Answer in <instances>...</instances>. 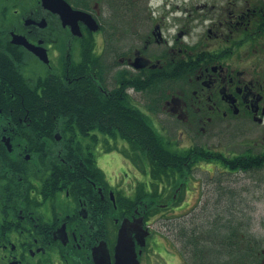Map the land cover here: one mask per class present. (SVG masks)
Returning <instances> with one entry per match:
<instances>
[{"label":"flooded vegetation","instance_id":"1","mask_svg":"<svg viewBox=\"0 0 264 264\" xmlns=\"http://www.w3.org/2000/svg\"><path fill=\"white\" fill-rule=\"evenodd\" d=\"M64 1L99 28L78 21L77 34L42 0H0V264H114L125 218H142L148 230L142 246L131 233L138 264H147L146 249L157 248L147 244L151 217L129 203L138 185L104 173L99 149L109 136L63 122L61 113L80 112L72 100L68 112L59 101L107 102L116 92L150 122L167 112L190 140L180 148L169 139L172 149L240 122L264 137V0ZM99 1L118 4L117 23L99 22ZM50 86L56 91H45ZM36 98H54V107L35 108ZM136 169L152 191L149 171Z\"/></svg>","mask_w":264,"mask_h":264},{"label":"trees","instance_id":"2","mask_svg":"<svg viewBox=\"0 0 264 264\" xmlns=\"http://www.w3.org/2000/svg\"><path fill=\"white\" fill-rule=\"evenodd\" d=\"M45 91L55 92L56 88L50 86ZM114 93L107 102L100 97L85 101V95L79 99L69 97L70 101H64V97H61L59 102L62 110L70 111L72 100L80 112L77 115L61 113V119L66 124L75 121L79 133L83 135H88V130H97L111 138L120 137L126 141L128 147L121 153L137 168L142 171L147 169L151 178L152 191L140 183L135 200L129 201L132 206L141 203L145 217L154 216L159 209L169 208L168 202H176L178 191H174V188L179 184L176 181L186 179L184 175H189L192 165L198 161L215 160L230 172H249L264 167V150L248 149L224 155L196 145L184 150L172 149L169 139L155 131L146 115L132 111ZM54 102V98H36L32 99V106L53 108ZM91 137L94 140L97 138L96 134ZM93 170L99 171L95 168ZM177 174L180 179L176 178ZM164 183L171 185L173 190L168 202L160 206L159 201L166 194L160 192L158 187ZM231 211L227 210V215L223 216L218 212L217 217L212 221L206 220L205 225L187 224V227L179 230L177 240L182 245L180 253L187 264H260L264 258V237L255 236L247 230L242 232L240 220H236Z\"/></svg>","mask_w":264,"mask_h":264},{"label":"rangeland","instance_id":"3","mask_svg":"<svg viewBox=\"0 0 264 264\" xmlns=\"http://www.w3.org/2000/svg\"><path fill=\"white\" fill-rule=\"evenodd\" d=\"M117 5L116 3L112 4L113 12L109 3L99 1V22L105 25L117 23ZM142 99L144 98L141 96L140 100ZM151 117L154 120V122L151 121V124L158 134L175 141L176 146L180 148L188 145L189 137L185 133L182 135L175 130L181 124L177 123L173 117L171 118L169 113L157 111ZM262 135V133L259 134L257 126H252L249 123L245 125L240 122L234 128H221L217 135L194 133L192 140L195 145H203L210 151L226 155L237 154L248 149L257 151V145L259 146L261 141H264ZM109 147L112 150H108ZM125 148H127V144L121 139L107 137L105 147L99 149L101 150L100 154L103 155L102 170L107 176L124 181L126 187L134 188L137 186V181L146 183L148 178L143 174L139 175L137 167L128 164L125 158L121 157L120 150ZM189 175V179L183 180L186 184H183L182 190L177 192L176 202H168L173 189L166 192L159 204L162 206L168 202L169 208L159 209L148 222L152 232L147 239V244L153 242V247L157 249H146V254L149 255L147 264H165L164 257H162L165 255L172 257L174 264H186L180 253L182 245L177 240L179 230L187 227V224L205 225L204 222L215 219L218 212L221 216L227 215L229 209L233 210L231 211L232 216L236 220H240L242 232L247 230L255 236L264 237V167L249 172H230L220 164L216 166L213 162L205 161L203 163L201 161L198 166H194ZM145 189H147V185ZM130 191L133 193V189Z\"/></svg>","mask_w":264,"mask_h":264},{"label":"water","instance_id":"4","mask_svg":"<svg viewBox=\"0 0 264 264\" xmlns=\"http://www.w3.org/2000/svg\"><path fill=\"white\" fill-rule=\"evenodd\" d=\"M45 7L60 14L63 24H69L73 32L80 34V29L77 24L82 21L86 26L96 31L99 26L92 15L86 11L72 9L71 6L64 0H42ZM29 48L32 45L26 44ZM135 231L138 243L144 245L145 236L148 230L142 227V218H134L129 220L123 219L117 234V240L114 251V264H138L137 253L134 250V241L131 233Z\"/></svg>","mask_w":264,"mask_h":264},{"label":"crops","instance_id":"5","mask_svg":"<svg viewBox=\"0 0 264 264\" xmlns=\"http://www.w3.org/2000/svg\"><path fill=\"white\" fill-rule=\"evenodd\" d=\"M121 155V154H120ZM121 157H123L122 155H121ZM124 158V157H123ZM124 164V163H123ZM124 166H126L125 164H124ZM127 178V177H126Z\"/></svg>","mask_w":264,"mask_h":264}]
</instances>
